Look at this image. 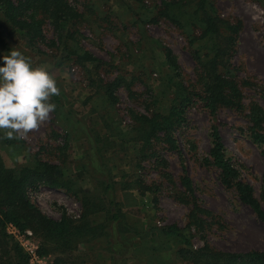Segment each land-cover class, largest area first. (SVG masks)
I'll return each mask as SVG.
<instances>
[{"label":"rangeland","instance_id":"1","mask_svg":"<svg viewBox=\"0 0 264 264\" xmlns=\"http://www.w3.org/2000/svg\"><path fill=\"white\" fill-rule=\"evenodd\" d=\"M69 1L83 13L78 26L82 43L104 60V68L98 74L91 73L92 77L97 79L100 75L106 81L117 73L124 74L127 79L134 76L132 89L142 94L141 99L131 97L122 84L115 90L117 101L111 103L102 87L89 84L84 67L72 58L61 56L57 48L49 44L53 37L49 23L44 26L46 40L32 47L20 32L9 28L0 15V31L5 39V44H0V66H3V56L16 48L31 59L34 67L46 68L54 76L60 90L58 99L51 98L56 108L49 120L38 130L30 132L27 139H20L15 133V138L9 139L6 135L9 130L0 129V148L11 165L25 162L33 152L39 151L44 159L56 163L85 188H92L93 179L80 169L81 157L89 145L84 127L93 126L101 135L109 134L117 140L116 132L126 129L132 121L130 107L147 111L144 101L151 91L157 93L169 71L161 44L171 48L177 56L187 84L195 82L197 65L185 33L176 24L162 16L143 23L146 15L153 16L157 12L156 8L147 10L135 0L130 2L133 5L131 10L125 7L127 2L124 0ZM162 2L144 0L147 5H162ZM215 3L221 16L240 23L229 61L241 90L240 103L244 110L220 106L211 114L199 102L189 106L187 124L177 131L182 153L174 149H160L166 159V166L163 167L152 163L153 158L142 161L144 167H137V153L132 142H127L124 148L107 150L116 180V200L128 225L121 233L126 246L123 253L126 264H187L176 253L180 245L177 238L159 230L160 226L168 223L183 227L187 222L189 204L178 199L185 192L180 182L184 168L193 181L198 201L215 215L210 217L211 226L205 231L208 242L221 249L264 250L262 221L238 197L233 187L222 183L219 169L204 160L210 146V125L216 122L227 156L237 166L241 177L253 185L256 195L259 194L264 157L260 146L247 136V113L252 102L264 109V4L259 0H215ZM196 43L198 41L192 45ZM37 47L41 50L38 51ZM164 170L170 174L171 180L163 176L161 171ZM139 174L147 182L155 180L159 183L156 203L152 200L153 193H140L128 186L129 181ZM28 193L45 213L54 217H59L63 210L72 217H78L81 212L80 200L64 189L39 184L30 188ZM18 229L25 231L27 228ZM191 237L194 246L204 241L198 232ZM32 238L39 248L33 231ZM104 239L100 237L92 241L89 243L92 246H80L94 258L96 249L104 248ZM134 248L140 249L135 251ZM113 252H107L110 259L122 257L121 253ZM38 253L44 256L46 264L52 258V255L42 254L39 250Z\"/></svg>","mask_w":264,"mask_h":264},{"label":"trees","instance_id":"2","mask_svg":"<svg viewBox=\"0 0 264 264\" xmlns=\"http://www.w3.org/2000/svg\"><path fill=\"white\" fill-rule=\"evenodd\" d=\"M124 1L127 2L125 7L131 10L133 5L130 2L133 0ZM135 1L143 4L147 10L157 9L153 16L146 15L143 23L162 16L185 33L197 65L195 82L187 84L184 81L177 56L171 48L161 44L169 71L157 93L150 90L149 98L144 101L147 111L130 107L132 121L126 129L116 132L117 140L109 134L101 135L93 126L84 127L89 145L81 157L80 169L93 179L92 188H85L56 163L44 159L39 151L33 152L25 162L11 165L0 148V264H27L28 261V254L6 230L9 222L20 229H32L38 240L39 252L52 255L47 264H104L105 260H108V264H126L123 257L126 246L121 233L128 225L116 200V180L107 150L124 148L127 142H132L137 153V167H144L142 161L151 158L152 163L163 167L166 166V159L160 149H174L182 153L177 131L187 124L186 111L189 106L199 102L211 114L220 106L244 110L240 103L241 90L229 61L235 49L240 23L221 16L215 0H162V5ZM259 1L264 4V0ZM82 14L77 5L69 0H0V15L9 28L21 33L28 45L36 47L46 40L44 26L49 23L53 31L49 44L57 48L61 56L72 58L84 67L89 84L102 87L111 103L117 101L115 90L122 84L131 97L141 99L142 94L132 89L134 76L127 79L124 74L117 73L106 81L100 75L97 79L92 77L91 73L98 74L105 65L104 60L81 41L82 33L78 26ZM196 41L198 43L192 45ZM0 44H5L1 31ZM37 50L41 49L37 47ZM54 97L59 98L58 95ZM247 116V136L260 146L264 157V109L252 102ZM104 122L107 123L106 118ZM209 134L210 146L204 160L219 169L222 183L233 187L238 197L252 208L264 225V169L260 191L256 195L253 185L241 177L239 169L227 156L216 122L211 123ZM161 172L171 180L167 171ZM180 182L185 192L178 199L189 204L187 222L183 227L168 223L160 226L159 230L177 238L180 245L176 253L181 259L187 264H264L263 249L238 251L212 246L205 231L211 226L210 217L215 215L198 201L193 181L185 168ZM129 183L128 186L140 193H153L152 200L156 203L157 181L147 182L139 174ZM39 184L64 189L78 198L82 205L78 217H72L64 210L59 217L45 213L28 193L30 188H36ZM194 232L204 239L201 245L194 246L191 241ZM100 237L105 238V246L101 250L96 249L94 258L90 257L89 251L82 250L80 245L92 246L89 243ZM137 249L140 248H134L135 251ZM108 251L121 253L122 257L110 259Z\"/></svg>","mask_w":264,"mask_h":264},{"label":"clouds","instance_id":"3","mask_svg":"<svg viewBox=\"0 0 264 264\" xmlns=\"http://www.w3.org/2000/svg\"><path fill=\"white\" fill-rule=\"evenodd\" d=\"M59 91L46 68L34 67L30 58L13 48L0 66V129L9 130V139L15 138L14 133L27 139L50 119L56 108L51 98Z\"/></svg>","mask_w":264,"mask_h":264},{"label":"built area","instance_id":"4","mask_svg":"<svg viewBox=\"0 0 264 264\" xmlns=\"http://www.w3.org/2000/svg\"><path fill=\"white\" fill-rule=\"evenodd\" d=\"M6 230L18 240L25 252L28 254V264H46L44 256L38 253V245L32 238L31 229L27 228L25 231H20L15 224L9 222L6 225Z\"/></svg>","mask_w":264,"mask_h":264},{"label":"crops","instance_id":"5","mask_svg":"<svg viewBox=\"0 0 264 264\" xmlns=\"http://www.w3.org/2000/svg\"><path fill=\"white\" fill-rule=\"evenodd\" d=\"M107 261H108V260H105V261H104V264H108V262H107ZM95 264H97V263H95Z\"/></svg>","mask_w":264,"mask_h":264}]
</instances>
